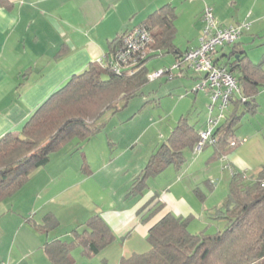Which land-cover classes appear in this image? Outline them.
<instances>
[{
    "label": "crops",
    "instance_id": "crops-1",
    "mask_svg": "<svg viewBox=\"0 0 264 264\" xmlns=\"http://www.w3.org/2000/svg\"><path fill=\"white\" fill-rule=\"evenodd\" d=\"M7 1V7L0 6V139L7 133L19 134L35 110L70 78L98 63L118 35L160 7L172 4L178 9L185 0ZM189 4L196 6L192 7L193 27L198 38L205 4L213 8L221 26L244 22L250 34L264 31V4L259 0H193ZM197 46L198 39L183 52ZM207 118L195 127L204 130ZM141 134L129 140V133L113 137L98 133L80 150L74 142L72 149L52 154L20 191L0 202V264H51L43 246L57 239L69 241L72 230L94 215L105 221L114 241L92 257L82 256L81 249L75 248L71 252L74 264H119L122 258L137 254L139 241L146 240L149 229L168 213L189 218L188 229L192 222L208 227L205 218L222 207L233 171L243 172L249 180L264 165V133H247L245 138L235 134L238 145L225 157H214L212 146L200 152L186 149L179 171L166 168L148 182L143 195L128 197L133 180L170 135L149 133L148 149L135 151L147 133ZM222 188H226L225 196ZM157 203L161 211L142 222V209ZM47 214L58 222L54 229H45Z\"/></svg>",
    "mask_w": 264,
    "mask_h": 264
},
{
    "label": "trees",
    "instance_id": "trees-1",
    "mask_svg": "<svg viewBox=\"0 0 264 264\" xmlns=\"http://www.w3.org/2000/svg\"><path fill=\"white\" fill-rule=\"evenodd\" d=\"M7 5V0H0L1 7ZM177 15L176 7L166 4L137 25L150 33L151 42L148 56L133 74L125 71L117 74L109 67H103L108 56L111 58V54L123 46L127 30L110 43L102 64L94 63L83 73L70 78L35 110L19 134L7 133L0 139V202L20 191L34 171L49 163L52 154L74 142L75 149L80 150L82 143L101 131L102 125H98L97 120L106 110L118 112L139 95L150 81L146 64L151 58L171 54L174 65L181 61L182 55L191 49L183 52L174 44ZM202 16L203 10L200 34L204 27ZM226 46L230 47V52L222 53L221 58L216 56L218 49L223 50ZM226 46L217 48L214 63L226 67L233 76L237 73L234 78L239 92L232 97L225 120L214 130V143L206 145L213 147L214 157L219 159L237 147L234 131L237 120L243 111L255 112L256 96L264 88V61L251 62L238 42ZM189 71L194 73L196 85L205 77L204 73L191 69L180 70L179 75L187 76ZM172 73V78L165 77L166 81L175 77L174 70ZM199 91L208 94L211 106V92L196 90L195 93ZM208 110L207 121L214 117ZM201 131L189 123L187 115L179 117L169 137L133 180L127 196L143 195L148 181L170 166L179 171L185 162L184 150H194ZM144 209L140 212L145 211L141 215L142 222L153 218L162 205L157 203ZM214 214L215 218L225 219L223 231L191 233L189 218L166 214L147 232L149 251L122 258L119 264H264V165L249 180L243 172L233 171L228 194ZM44 224L45 229L50 230L57 227L58 222L47 214ZM71 237L69 241L57 239L43 246L51 264H74L71 252L75 248L81 249L82 256L92 257L114 241L111 229L97 215L74 228Z\"/></svg>",
    "mask_w": 264,
    "mask_h": 264
},
{
    "label": "rangeland",
    "instance_id": "rangeland-1",
    "mask_svg": "<svg viewBox=\"0 0 264 264\" xmlns=\"http://www.w3.org/2000/svg\"><path fill=\"white\" fill-rule=\"evenodd\" d=\"M191 1L193 0H185L183 3L177 5L181 6V4H183V6L177 7L178 9H176L178 17L174 21V26L176 28L174 44L181 51L185 50L198 39L196 35L194 36L196 30L193 27L195 20H193L192 7L196 6L191 7L189 4ZM263 2L264 0H259L260 4H264ZM181 8L184 9L182 13ZM243 23L244 22L241 24ZM224 27L228 26L224 25ZM248 31V29L244 31L238 43L243 47L249 60L258 64L264 61V31L251 34ZM229 52L230 47L226 46L223 50L218 49L216 56H220L222 53L228 54ZM174 61V56L171 54L151 58L146 64L149 75H152L154 72H160L163 69H170L174 65ZM262 67L264 70V62ZM174 74L175 77L169 81H166L164 77L150 80L149 83L142 88L141 93L133 97L126 107L122 108L120 111L114 112L113 110H106L97 120V124L102 125V129L99 133H107L110 137H113L116 133H129V140L132 139V137L141 136V133H147L144 135L145 137L142 136L140 138L135 150L137 151L142 148V151L145 152L149 147L147 145V141H149L151 137L149 133H171L182 114L188 116L189 123L200 126V121L204 119L205 116L209 115V110L207 108L210 101L209 96L201 91L195 94L197 83L194 79V73L191 71L186 73L187 76L179 75L178 71H174ZM233 74L236 77L237 73L234 72ZM256 105L255 112L243 111L242 114L240 113V118L237 120V124L234 128L237 137L242 138L244 135L247 136V133H264V88H261L256 96ZM212 116H215V113H213ZM262 140L263 139H261V144ZM96 145V150L98 151L100 146L98 143ZM66 147L72 149L73 145L69 144ZM93 150H95V148ZM148 182H153V178ZM202 189L204 190V187ZM224 190H226V188L222 190L223 196H225L226 193ZM222 191L221 193H217V198L222 196ZM211 203L216 202L212 201ZM214 213V211H209L210 215L205 218L207 223H210L208 227L205 225L201 226V224L197 222H192L188 230L192 233H199L203 230L207 233L223 231L226 227V221L225 219L215 218L216 216ZM137 246V254L148 252L150 249L148 241L143 238L139 241V245ZM91 264H95V262H91Z\"/></svg>",
    "mask_w": 264,
    "mask_h": 264
},
{
    "label": "built area",
    "instance_id": "built-area-1",
    "mask_svg": "<svg viewBox=\"0 0 264 264\" xmlns=\"http://www.w3.org/2000/svg\"><path fill=\"white\" fill-rule=\"evenodd\" d=\"M202 20L203 30L198 38V46L188 50L181 57V61L176 63L171 69H163L149 75L150 80L166 77L172 78V71L191 69L196 73H204L205 77L197 85L196 90H206L211 92L210 112L215 109L217 114L209 117L206 129L201 131L198 144L194 147L195 152H200L206 145L214 143L212 135L214 130L225 120L226 111L234 94L239 92L236 79L226 67L218 66L214 63L217 48L238 41L243 31L249 29L246 24L229 27L221 26L216 20L213 8L204 5ZM151 42L150 33L142 26H137L129 30L124 39L123 46L107 58V63L103 67H109L117 74L125 71L130 75L137 69L148 56L149 44ZM104 58L98 64L104 62Z\"/></svg>",
    "mask_w": 264,
    "mask_h": 264
}]
</instances>
